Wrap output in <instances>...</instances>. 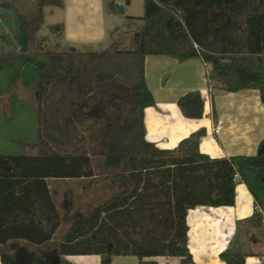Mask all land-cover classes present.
Returning <instances> with one entry per match:
<instances>
[{
	"label": "trees",
	"instance_id": "1",
	"mask_svg": "<svg viewBox=\"0 0 264 264\" xmlns=\"http://www.w3.org/2000/svg\"><path fill=\"white\" fill-rule=\"evenodd\" d=\"M62 4L36 0V11L40 15L44 6ZM137 18L142 26L128 49L45 51L41 38L35 54L27 56L28 24L18 16L20 55L37 74L39 147L34 154H0V247L21 239L53 248L57 264H67V255L90 254L99 255L100 264H108L112 255L137 256L138 264H157L152 259L156 256L194 264L187 244L188 211L234 204L236 158L200 152L204 128L174 148L161 149L145 140L143 110L154 98L146 87L144 61L147 55L199 57L220 89H257L264 103V0H143V14ZM104 91L123 100L117 129L133 125L126 148L119 134L108 136L106 127L97 134L99 149H92V154L103 155L99 166L115 190L89 213L73 219L56 239L61 220L48 180L96 177L91 151L74 146L70 138L76 122L84 125ZM177 103L185 116L202 117L198 91L187 92ZM49 142L56 150H48ZM263 142L264 137L260 146ZM244 159L258 168L264 184V152ZM219 257L225 264H244L246 254L229 247ZM45 260L39 253L29 264ZM0 261L14 264L16 256L0 248Z\"/></svg>",
	"mask_w": 264,
	"mask_h": 264
},
{
	"label": "crops",
	"instance_id": "2",
	"mask_svg": "<svg viewBox=\"0 0 264 264\" xmlns=\"http://www.w3.org/2000/svg\"><path fill=\"white\" fill-rule=\"evenodd\" d=\"M92 1L96 6L94 25L86 23L89 11L80 0H67L60 31L64 49L59 51L87 52L89 46L106 41L105 1ZM64 2L60 8L65 6ZM110 4L114 9V2ZM126 17L127 21L137 18ZM136 22L139 24L134 29L127 30L113 25L108 33L110 41L119 31L133 35L142 26L140 19ZM209 68L199 57L187 60L168 55L145 57V83L154 103L143 110L144 138L158 148H174L181 139L204 128L206 133L198 143L200 152L212 158H236L234 204L190 209L186 216L188 248L194 264H225L219 254L229 247L246 254L244 264H264V184L259 182L258 168L244 159L258 153L264 137V103L257 89L235 92L220 89L219 82L208 78ZM189 91H198L201 95L203 115L200 118L185 116L177 103L179 97ZM257 217H261V221ZM0 248L15 254L14 264H29L31 256L39 253L46 257V264L49 258L57 263L53 248L31 245L21 239L10 240ZM21 258L27 261L22 263ZM64 259L67 264H100V256L96 254L67 255ZM152 259L157 264H181L180 257L156 256ZM138 262L134 255H112L108 264Z\"/></svg>",
	"mask_w": 264,
	"mask_h": 264
},
{
	"label": "rangeland",
	"instance_id": "3",
	"mask_svg": "<svg viewBox=\"0 0 264 264\" xmlns=\"http://www.w3.org/2000/svg\"><path fill=\"white\" fill-rule=\"evenodd\" d=\"M104 1L106 41L89 46L88 51L130 48L132 33L119 31L112 37V41L108 33L113 25L125 30L134 29L139 24L136 22L138 19L132 18L127 21L126 15L141 16L143 0ZM66 2L67 0L63 8L44 6L39 15L36 11V0H0V154H34L39 147L36 119L37 74L35 66L24 62L20 55L17 43L18 16L23 15L28 24L27 56L35 54L37 42L41 38H45L41 43L45 51H59L60 48L64 49L58 27L65 20ZM111 2L122 5L124 13L121 14L116 12L115 8L112 9ZM80 4L89 11L86 23L94 25L96 6L93 1L80 0ZM5 61L6 63H2ZM101 96L100 101L89 109L84 125L76 122L77 130L70 138L74 146L91 151L96 177L50 181L52 196L61 220L56 239L61 237L73 219L89 213L95 205L107 199L115 190L110 187L109 180L105 178L106 173L99 166L103 155L98 152L92 154V149L94 152L99 149L98 131L103 132L107 127L108 136L114 133L119 134L123 148L127 147L133 133V125L130 122L117 129L123 107L121 97L112 91H104ZM94 118H98L95 123H93ZM48 150H56L51 142L48 144ZM26 261V258L20 259L22 263ZM47 263L57 264L51 258L47 260Z\"/></svg>",
	"mask_w": 264,
	"mask_h": 264
},
{
	"label": "water",
	"instance_id": "4",
	"mask_svg": "<svg viewBox=\"0 0 264 264\" xmlns=\"http://www.w3.org/2000/svg\"><path fill=\"white\" fill-rule=\"evenodd\" d=\"M114 8H115L116 12H118V13L122 14L124 12L123 7L120 4H118V3L114 4ZM261 152H264V142H263V144L260 146V148L258 150V153H261Z\"/></svg>",
	"mask_w": 264,
	"mask_h": 264
}]
</instances>
